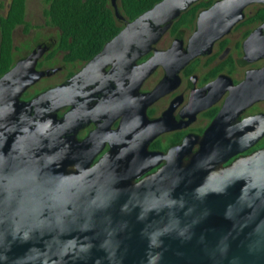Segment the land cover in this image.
Masks as SVG:
<instances>
[{
    "label": "water",
    "instance_id": "1",
    "mask_svg": "<svg viewBox=\"0 0 264 264\" xmlns=\"http://www.w3.org/2000/svg\"><path fill=\"white\" fill-rule=\"evenodd\" d=\"M199 1L160 0L127 20L111 0L122 28L74 76L28 100L24 91L54 71L36 69L49 40L0 76V264H264V149L223 165L264 134V115L240 123L228 152L212 138L214 124L203 137H185L138 182L128 171L134 160L123 154L109 152L92 164L99 146L91 138L78 149L67 140L72 108L57 115L89 98L92 83L97 91L106 81L118 83L122 92L130 81L138 91L161 64L163 81L142 94L144 113L182 67L242 18L245 6L264 2L216 0L198 13L185 46L178 33L167 49L137 64ZM250 94L261 98L264 88Z\"/></svg>",
    "mask_w": 264,
    "mask_h": 264
},
{
    "label": "flooded vegetation",
    "instance_id": "2",
    "mask_svg": "<svg viewBox=\"0 0 264 264\" xmlns=\"http://www.w3.org/2000/svg\"><path fill=\"white\" fill-rule=\"evenodd\" d=\"M193 29L194 24L173 33L171 26L150 52L136 61L137 64L152 56L155 50L167 49L178 33H182L185 46ZM58 33L57 29L53 36H37L22 56H27L39 43L51 42L38 59L36 69L51 68L54 71L30 85L22 95L24 100L63 83L88 61L89 58L64 61V52L54 50ZM56 61L61 63L55 65ZM109 69L110 66L105 68L106 71ZM164 77L165 69L160 64L142 81L138 91L130 81L129 88L122 92L118 91V83L106 81L102 83V91H97L98 84L92 83L89 98L74 100L73 106H64L57 111L61 119L72 108L67 122V140L78 149L84 140L91 138L90 145L99 146L92 164L113 151L133 159L128 171L133 173L134 182L157 171L165 162L159 157L170 147L188 136L203 137L211 124H214L212 138L228 152L240 123L264 115V96L253 100L250 94L254 88H264V2L245 6L242 18L213 42L208 53L197 55L182 67L177 78L169 83L168 90L161 91L145 104L142 113L140 105L145 100L142 94L152 92ZM49 79L54 81L40 85ZM244 82L245 89L237 90L236 87ZM245 133L248 136V126ZM198 148L199 144L195 143L192 151ZM259 149H264V134L250 147L229 156L223 165Z\"/></svg>",
    "mask_w": 264,
    "mask_h": 264
},
{
    "label": "trees",
    "instance_id": "3",
    "mask_svg": "<svg viewBox=\"0 0 264 264\" xmlns=\"http://www.w3.org/2000/svg\"><path fill=\"white\" fill-rule=\"evenodd\" d=\"M0 0V9L3 7ZM8 6L0 14V76L17 59L14 57L13 32L22 26L24 32L31 27L26 20V0H7ZM44 22L47 26L58 29L56 49L64 52V61H84L98 52L104 43L112 38L121 28L111 4V0H43ZM160 0H116L119 12L127 20L152 7ZM212 3L202 0L191 5L172 24V32L192 26L197 13ZM55 52L49 55L51 58Z\"/></svg>",
    "mask_w": 264,
    "mask_h": 264
},
{
    "label": "rangeland",
    "instance_id": "4",
    "mask_svg": "<svg viewBox=\"0 0 264 264\" xmlns=\"http://www.w3.org/2000/svg\"><path fill=\"white\" fill-rule=\"evenodd\" d=\"M8 1H3V7L0 9V14L3 15L7 9ZM46 6L43 0H26V20L30 23V30L25 33L22 26H17L13 32L14 57L19 59L27 53V48L34 43L39 35L53 36L57 29L52 26H47L44 22L43 9ZM61 63L56 61L55 65ZM54 79L46 80L44 83L53 82Z\"/></svg>",
    "mask_w": 264,
    "mask_h": 264
}]
</instances>
